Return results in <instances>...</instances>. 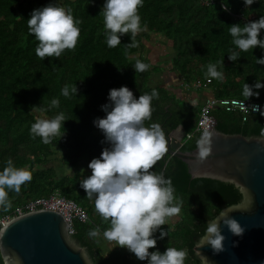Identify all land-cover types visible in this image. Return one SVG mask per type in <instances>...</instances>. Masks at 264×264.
<instances>
[{
  "label": "trees",
  "instance_id": "16d2710c",
  "mask_svg": "<svg viewBox=\"0 0 264 264\" xmlns=\"http://www.w3.org/2000/svg\"><path fill=\"white\" fill-rule=\"evenodd\" d=\"M50 2L72 9L74 17L81 21L80 37L75 49L65 50L61 57L41 59L35 51L39 42L29 32L27 19L35 8ZM228 2L230 10L225 11L223 0H145L139 9L145 27L135 37L137 46H128L132 37L127 33L121 35L120 45L109 48L104 17L100 14L103 0H0V170L11 158L17 167H27L33 174L19 193L9 190L11 206H0V228L5 218L14 217L30 200L58 192L75 201L89 215L88 221H72L71 236L86 248L93 264H147V260L137 259L128 248L113 247L105 256L98 237L88 235L96 227L102 234L110 222L100 216L95 199L87 197L80 186L81 180L90 174L81 173L77 163L83 158L98 157L105 147L111 146L104 135L97 139L93 136L94 120L106 116L101 105L109 100L113 87L127 85L137 98L156 89L159 97L152 102V119L145 123H160L165 134L179 126L186 134L195 131L202 103L192 104L183 99L184 104H177L181 99L178 92L172 93L167 85H152V77L160 72L177 71L183 85L199 82V89H209L214 99H251L264 107V88L254 89L259 91V96L243 95L246 82L255 85L258 79L264 81V64L256 62V57H264V49L256 46L241 51L237 61L228 58L229 49L236 48L228 31L230 25L258 20L264 15V0H255L250 7L244 0ZM154 33L170 39L174 55L169 66L161 62L153 64L148 44ZM260 35L264 38V29ZM143 51L147 52L146 56L141 55ZM136 58L148 63L149 69L137 72L133 66ZM210 63L223 72V80L205 75ZM75 84L77 94L62 95L65 85L71 89ZM53 98L59 99V108H48ZM33 105H41L47 111L33 112ZM61 111L69 118L64 122L65 129L61 127V133L65 131L61 138L57 136L49 144L43 143L39 136L33 138L30 127L39 115L51 118ZM211 114L216 128L224 133L264 137V114L226 111L220 107ZM199 139L197 133L189 139L184 137L182 150H193ZM59 151H62L61 165L69 171L60 173L57 165H48L57 160L55 155ZM153 170L171 178L174 204L180 212L175 215L176 222L172 217L168 219L171 226L168 236L159 239V230L153 234L157 244L150 251L163 252L168 247L183 249L185 264H201L194 246L204 235L207 221L217 217L223 208L240 203L243 195L231 183L192 178L186 163L168 151ZM0 264H3L1 257Z\"/></svg>",
  "mask_w": 264,
  "mask_h": 264
},
{
  "label": "clouds",
  "instance_id": "9594fccd",
  "mask_svg": "<svg viewBox=\"0 0 264 264\" xmlns=\"http://www.w3.org/2000/svg\"><path fill=\"white\" fill-rule=\"evenodd\" d=\"M145 0H105L101 13L104 17V28L107 46L114 48L121 44V35L131 33L132 42L129 47L137 46L136 35L143 30L139 9ZM212 2V0H211ZM247 7L255 0H244ZM222 7L230 10L228 0H223ZM81 21L74 17L72 9L58 3L50 2L35 8L27 19L28 30L38 40L35 49L41 59L61 57L67 49H75L80 37ZM264 15L258 20L247 23H233L228 31L231 34L235 49H229V59L237 61L241 51H248L260 46L264 49ZM238 49V50H237ZM257 64H264V57H256ZM223 63V61H222ZM134 68L143 73L150 65L136 58ZM205 75L211 79L223 80V72L217 65L210 63ZM264 88V81L257 80L255 85L245 83L243 95L259 96L254 89ZM62 95L70 97L78 93L77 84L71 89L67 85L62 88ZM109 100L101 105L106 116L97 117L94 124L104 133V139L110 147H105L100 156L93 158L88 167L91 175L80 182L87 197L95 199V208L100 216L110 222L104 229L105 240L113 244L127 247L137 259L147 260V264H185L186 252L183 249L168 247L165 251L150 248L157 244L153 234L159 230V239L169 235V229L161 226L168 224V219L179 214L180 208L174 204V188L171 178L163 172L153 170L154 165L168 151L164 129L158 122L151 121L153 99L159 92L142 93L138 98L127 85L113 87L109 91ZM58 98L51 100L48 108H59ZM259 110V105L253 106ZM31 111L42 112L47 109L41 105H33ZM264 114V113H262ZM66 118L59 112L51 118H37L30 127L33 138L39 136L43 143L49 144L61 133ZM65 129V128H64ZM212 134L205 130L197 141V157L204 160L211 152ZM62 152V151H61ZM70 170L72 168L70 167ZM33 178L27 167H17L11 158L0 170V206L10 207L9 190L20 192L21 186ZM231 210H229L230 212ZM229 212H221L206 223L204 235L197 241L198 246L210 245L215 253L225 250V235L222 234L221 220L234 235H242L245 228ZM2 235V231H0ZM89 236L101 235L98 227L89 230ZM0 257L3 264H20L19 257L7 252L0 245ZM201 264H209V258L201 255Z\"/></svg>",
  "mask_w": 264,
  "mask_h": 264
},
{
  "label": "water",
  "instance_id": "95a60500",
  "mask_svg": "<svg viewBox=\"0 0 264 264\" xmlns=\"http://www.w3.org/2000/svg\"><path fill=\"white\" fill-rule=\"evenodd\" d=\"M178 133L165 134L168 153L186 163L192 178L231 183L243 195L240 203L221 211L231 210L229 215L245 228L243 234L234 235L221 220L225 250L215 253L210 245L196 244V255L200 260L206 255L209 264H264V137L228 134L215 125L210 132L212 150L201 160L196 155L198 147L182 150L184 135ZM0 231V245L18 256L20 264H93L86 248L72 239L69 222L57 211L28 212L3 224Z\"/></svg>",
  "mask_w": 264,
  "mask_h": 264
},
{
  "label": "built area",
  "instance_id": "2783aa9c",
  "mask_svg": "<svg viewBox=\"0 0 264 264\" xmlns=\"http://www.w3.org/2000/svg\"><path fill=\"white\" fill-rule=\"evenodd\" d=\"M200 87V83L196 84ZM255 105H259V110H254ZM220 107L226 111H239L243 113L262 114L264 113V107L251 99H239V98H223L214 99L212 97H206L201 104L198 121L195 131L193 133L185 134L187 139L191 138L194 133H197L200 138L205 130L211 132V127L216 125V120L211 114L212 110ZM211 125V127H210ZM45 209L53 210L61 213L70 224V230L72 232V221L80 220L82 222L89 220V215L86 210L77 204L75 201L68 199L56 192L47 198H37L30 200L24 208L17 210V214L14 217L21 216L28 212ZM14 217H7L2 221V224L10 221ZM162 227V226H161Z\"/></svg>",
  "mask_w": 264,
  "mask_h": 264
},
{
  "label": "rangeland",
  "instance_id": "374dc122",
  "mask_svg": "<svg viewBox=\"0 0 264 264\" xmlns=\"http://www.w3.org/2000/svg\"><path fill=\"white\" fill-rule=\"evenodd\" d=\"M104 2H105V0H103ZM150 40H152L151 42H149V44H148V46L150 47V49H151V53H153L154 55H156V51L159 49V52L161 53V54H164L165 56L162 58V59H165L164 61H162L163 63V65L165 66V65H170V63H171V60H172V58H170V56H173L172 54H170L171 52H172V49H173V47L171 46V42H170V39H168L166 36H164L163 34H160V35H152V37H151V39ZM166 53H168V54H166ZM142 56H144V55H146V53H142L141 54ZM160 58H161V56H159ZM157 58V57H156ZM157 61L156 60H153V64H155ZM158 62L160 63L161 61L160 60H158ZM169 77H170V75H169V73L168 72H160V73H158V74H156V75H154L153 77H152V85H156V84H159V85H163L164 86V83H167V80L169 79ZM161 83V84H160ZM176 89V91H179V96L180 97H182V95H184L185 94V92H184V90H183V88H175ZM176 91H174V92H176ZM172 92V91H171ZM173 93V92H172ZM177 93V92H176ZM184 102V100L181 98L180 99V101H178L177 102V104H179V105H182V104H184L183 103ZM105 104V103H104ZM103 105V104H102ZM101 109L103 110V108L101 107ZM104 111V110H103ZM105 112V111H104ZM106 113V112H105ZM38 118H41V116L39 115V117ZM96 132V133H95ZM103 132H102V130L101 129H99V131H94V136H93V138H95V139H97V138H99V135L100 134H102ZM56 157V159L57 160H52V161H50L49 163H48V165H51V164H55V165H57L58 167H59V172L61 173L62 172V170H64V171H66V169H65V167H62V165H61V160H60V158L62 157V152H59V153H57L56 155H55ZM54 158V159H55ZM90 175H91V173H90ZM173 218V222H176L177 220H178V216H174V217H172ZM168 223H170V220H168ZM162 227L165 229L166 227H168V229L169 228H171V226L168 224H164V225H162ZM98 244H99V246H100V250H101V252H102V254L103 255H105V256H107L108 255V253H109V251L113 248V244L112 243H110V242H108L107 240H105L104 238H103V235L101 234L100 236H98ZM115 247H118V248H121V249H126L127 247H124V246H119V245H117V246H115ZM114 247V248H115Z\"/></svg>",
  "mask_w": 264,
  "mask_h": 264
},
{
  "label": "crops",
  "instance_id": "0c3cea01",
  "mask_svg": "<svg viewBox=\"0 0 264 264\" xmlns=\"http://www.w3.org/2000/svg\"><path fill=\"white\" fill-rule=\"evenodd\" d=\"M152 35H160L158 33H154ZM152 35L150 36V39L152 37ZM152 40H150L151 42ZM149 47V46H148ZM150 48V47H149ZM149 50V55L152 56V58L154 60H156L158 62V60L161 61V63H163L162 61H164L165 59H162L165 55L164 54H161L159 52V49L155 52L156 55H154L153 53H151V50ZM143 53H146L147 55V52L146 51H143ZM168 54V53H166ZM173 55V49H172V52L170 53ZM144 55V56H146ZM161 56V58L159 57ZM157 57V58H156ZM170 58H172V56H170ZM159 63V62H158ZM169 73V72H168ZM170 77L169 79L167 80V83H164V85H167V87L172 91H176L175 88H183L185 94L182 95V99H186L188 100L189 102H191L192 104L196 103V102H199L202 103L204 101V99L206 97H210V91L209 89H206V88H202V89H199V87L196 86V84H199L198 83H192V84H189L188 86L187 85H183L184 84V81L181 77V74L179 72H173V73H169ZM161 84V83H160ZM156 85H159V84H156ZM183 85V86H182ZM179 93V91H176ZM207 93L209 94V96H207ZM108 102V101H107ZM106 102V103H107ZM99 131V128L95 125V131ZM182 130V129H181ZM184 130V129H183ZM96 133V132H95ZM186 134V132H185ZM185 134H184V137H185ZM104 133L100 134V136H103ZM183 137V139H184ZM61 152V151H59ZM93 158H83L81 159L78 163H77V169L81 172V173H85V174H90L92 173V169L88 167L90 161L92 160ZM66 169V168H65ZM74 169H72L71 171H73ZM66 171H69V168L66 169ZM65 171V172H66Z\"/></svg>",
  "mask_w": 264,
  "mask_h": 264
},
{
  "label": "flooded vegetation",
  "instance_id": "af4514ba",
  "mask_svg": "<svg viewBox=\"0 0 264 264\" xmlns=\"http://www.w3.org/2000/svg\"><path fill=\"white\" fill-rule=\"evenodd\" d=\"M180 127H181V128H180ZM178 128H180V129H178ZM178 128L172 130L170 133H172L173 131L178 130V132H179L178 135H180V136L184 135V134H185V130H183L184 128H183L182 126H179ZM181 129H182V130H181ZM170 133H167L166 135H169Z\"/></svg>",
  "mask_w": 264,
  "mask_h": 264
}]
</instances>
